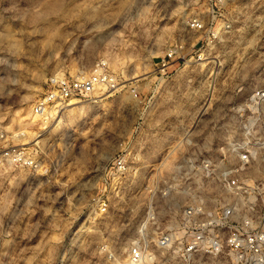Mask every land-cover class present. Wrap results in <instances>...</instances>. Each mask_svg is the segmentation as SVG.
I'll use <instances>...</instances> for the list:
<instances>
[{"label":"rangeland","instance_id":"374dc122","mask_svg":"<svg viewBox=\"0 0 264 264\" xmlns=\"http://www.w3.org/2000/svg\"><path fill=\"white\" fill-rule=\"evenodd\" d=\"M203 4L0 0V264H132L135 247L140 264H240L185 249L250 204L264 227V0H228L216 38L191 27ZM100 69L116 87L35 112L52 79Z\"/></svg>","mask_w":264,"mask_h":264},{"label":"built area","instance_id":"2783aa9c","mask_svg":"<svg viewBox=\"0 0 264 264\" xmlns=\"http://www.w3.org/2000/svg\"><path fill=\"white\" fill-rule=\"evenodd\" d=\"M203 1V10L197 12L190 19L191 27L198 31L205 30L208 35L214 38L229 28V18L224 10L228 0H198ZM172 57V54H170ZM114 80L106 70H97L90 76H82L69 79L59 77L51 80V84L44 97L39 99L35 105V112L44 114L53 107H63L69 104L72 99L90 98L100 87H114ZM60 109V108H59ZM24 152L20 149L7 151L6 156L14 161L24 159ZM240 162L243 165L250 163L249 155L244 153L240 156ZM33 166V163H30ZM119 169H123L121 161H118ZM237 178L231 179V186L237 185ZM102 210H106L104 203ZM246 215L235 220L232 211L226 212L225 225L222 226L218 218L212 217L196 228L191 234V239L187 242L185 251L188 254H195L200 251L210 255H220L228 253L240 264H264V227L262 226V217L256 205L245 207ZM192 211H188L191 216ZM222 228L225 230L220 234ZM208 229V232L206 230ZM169 241L168 236L160 238V243L165 246ZM131 263L140 264L143 260L141 247H135L131 250Z\"/></svg>","mask_w":264,"mask_h":264},{"label":"bare ground","instance_id":"6f19581e","mask_svg":"<svg viewBox=\"0 0 264 264\" xmlns=\"http://www.w3.org/2000/svg\"><path fill=\"white\" fill-rule=\"evenodd\" d=\"M117 86V85H116ZM116 86H114V87H116ZM74 101H71L69 104H67V105H65V106H63L62 108H60L59 110H56L55 108H53L52 110H49L45 115H41V116H46V117H50V116H52L51 118H58V116H60V115H62L63 113H65L66 111H73L77 106H78V101H77V103H73ZM73 104V105H72ZM70 108V109H69ZM58 123V121H54L53 122V125H54V128L58 125L57 124ZM52 125V126H53ZM53 129V128H52ZM50 130H51V128H50ZM1 157V156H0Z\"/></svg>","mask_w":264,"mask_h":264}]
</instances>
